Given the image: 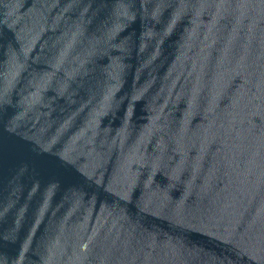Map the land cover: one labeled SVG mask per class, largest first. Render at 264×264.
<instances>
[{"label": "water", "instance_id": "95a60500", "mask_svg": "<svg viewBox=\"0 0 264 264\" xmlns=\"http://www.w3.org/2000/svg\"><path fill=\"white\" fill-rule=\"evenodd\" d=\"M0 264H264V0H0Z\"/></svg>", "mask_w": 264, "mask_h": 264}]
</instances>
